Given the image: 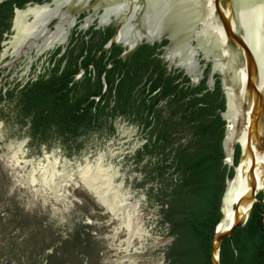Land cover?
Instances as JSON below:
<instances>
[{
  "label": "trees",
  "instance_id": "1",
  "mask_svg": "<svg viewBox=\"0 0 264 264\" xmlns=\"http://www.w3.org/2000/svg\"><path fill=\"white\" fill-rule=\"evenodd\" d=\"M79 60V55H71L65 69L59 71L63 58L57 59L48 78L28 83L18 91L14 104L16 119L21 129L27 128L25 135L31 144L39 147L58 142L77 154L92 135L102 134L103 130L112 134V120L126 112L129 102L136 106L135 121H143L144 128L150 126L151 120H145L144 115L149 114L161 96L150 97L146 87H137L138 72L120 73L117 79H113L114 74L105 73L108 89L104 92L103 65L74 81L81 68ZM91 60L89 57L83 65ZM12 97L13 92L8 91L7 98ZM193 105H197V115L187 120L193 125L188 145H181L174 153L164 152L162 161L154 162L161 145L160 135L154 142L149 137L143 151L137 153L139 162L147 155L151 157L150 176L138 186L159 181L154 200L160 205L162 223L168 226L171 238V244L164 249V264H211L213 232L221 218L220 201L227 178L233 176L232 168L223 161L225 121L220 113L225 109L224 102L208 93L195 99ZM152 132L153 129L151 135ZM164 138L169 144L181 140L170 134ZM238 157L236 147L235 164ZM257 199L259 202L253 206L245 225L222 241L220 264H264V195L258 194Z\"/></svg>",
  "mask_w": 264,
  "mask_h": 264
},
{
  "label": "flooded vegetation",
  "instance_id": "2",
  "mask_svg": "<svg viewBox=\"0 0 264 264\" xmlns=\"http://www.w3.org/2000/svg\"><path fill=\"white\" fill-rule=\"evenodd\" d=\"M146 4V0H0V56L9 59L8 64H0V108L16 104L17 93L26 84L48 78L57 59L63 58L61 71L71 55H79L81 68L74 81L81 79L88 70L96 72L103 65L104 92L108 89L105 73L110 72L114 74L113 79H117L120 73L138 72L140 83L137 87H146L150 97L161 96L149 114L144 115L145 120H151L148 128H144L143 121H135L136 106L129 102L126 112L112 120V134L108 130L97 133L99 137L127 139L129 136L131 140L135 139L137 149L128 140L119 146L118 150L122 152H133L132 163L127 162V158L131 159L130 152L125 154L126 166L150 167V155L140 162L137 157L149 137L154 142L161 135L158 156L152 159L154 162L156 159L161 162L164 152L174 153L181 145H188L193 136V125L187 120L197 115V105H193V101L210 93L212 97L218 96L226 107L222 75L214 70L212 51L199 49L198 27H193V14L185 20L173 13L165 19L160 32L149 34L141 25ZM28 9L45 11L46 18L34 32L32 42L16 59L10 46L16 35L15 19L18 12ZM32 19L33 15H29L27 21ZM195 21L197 23V19ZM57 32L61 33V38L55 40L53 37ZM113 38L112 45L105 48ZM135 41L139 44L126 55L129 45ZM89 57L92 60L83 65ZM154 86L156 88L151 92L150 88ZM8 91L13 92L11 99L7 98ZM114 103L112 99L111 105ZM128 127L135 128L133 135L124 132ZM167 134L181 140L169 144L164 138Z\"/></svg>",
  "mask_w": 264,
  "mask_h": 264
},
{
  "label": "rangeland",
  "instance_id": "3",
  "mask_svg": "<svg viewBox=\"0 0 264 264\" xmlns=\"http://www.w3.org/2000/svg\"><path fill=\"white\" fill-rule=\"evenodd\" d=\"M8 62L0 56L1 65ZM15 109L0 108V264H164L171 238L154 200L159 181L139 187L150 167L126 166L125 154L132 163L133 152L118 150L127 140L137 149L135 139L94 134L77 154L58 142L37 147ZM124 130L135 133L134 127ZM97 165L112 172L124 213L110 212L77 177L83 167ZM48 166L54 167L53 180L72 171L57 197L42 177Z\"/></svg>",
  "mask_w": 264,
  "mask_h": 264
},
{
  "label": "water",
  "instance_id": "4",
  "mask_svg": "<svg viewBox=\"0 0 264 264\" xmlns=\"http://www.w3.org/2000/svg\"><path fill=\"white\" fill-rule=\"evenodd\" d=\"M142 28L160 32L173 13L198 27L200 50L212 51L214 70L221 73L226 107L222 149L233 170L220 201L221 218L214 228L211 264H220V247L247 222L257 195H264V0H146ZM197 19V23L196 20ZM196 23V24H194ZM191 26V23L188 25ZM194 31V30H193ZM114 38L106 45L108 48ZM139 41L129 45L126 55ZM239 148L238 161L234 152ZM264 220V219H263Z\"/></svg>",
  "mask_w": 264,
  "mask_h": 264
},
{
  "label": "bare ground",
  "instance_id": "5",
  "mask_svg": "<svg viewBox=\"0 0 264 264\" xmlns=\"http://www.w3.org/2000/svg\"><path fill=\"white\" fill-rule=\"evenodd\" d=\"M29 15H33V19L30 22L27 21V18ZM45 18H46L45 11L43 12L40 10L28 9L23 12L17 13L16 19H15V26H14L16 30V35L12 38L10 42L12 52L17 57L16 59H18L19 56L21 55V51L25 47L29 46V44L32 42V40L35 37L33 35L34 32H36L37 29L41 26ZM54 34L56 35L53 37V39L56 40L57 37L61 38L59 36V34L61 33L57 32ZM53 168L52 166H48V169L47 170L45 169V171L42 172V175H43L42 177L46 175L44 179L45 183L47 184L46 186H49V189L51 190L52 194H54V196L57 197L58 189L61 186L62 182L66 180H70L72 178V171L70 170L65 171L61 175H58V177L56 178L57 180L55 178L53 180L52 179ZM83 168L85 169H81L77 177L80 179V181L83 182L82 185L83 184L85 185L86 190L96 195V197H98V199H100L103 202V204L107 207V209L110 212L118 213L121 211L123 212V210L125 212L124 206H122L123 204H121V200L119 199V195L115 194L117 192L114 193L115 188L114 186L111 185V179L113 176L111 174L112 172L110 173L109 171L108 173V171L105 170L103 166H100V165L91 167L90 169L87 168V166ZM124 219H125V216H124ZM124 222H127L126 219L124 220Z\"/></svg>",
  "mask_w": 264,
  "mask_h": 264
},
{
  "label": "snow or ice",
  "instance_id": "6",
  "mask_svg": "<svg viewBox=\"0 0 264 264\" xmlns=\"http://www.w3.org/2000/svg\"><path fill=\"white\" fill-rule=\"evenodd\" d=\"M261 14H262V16H264V6H262V8H261Z\"/></svg>",
  "mask_w": 264,
  "mask_h": 264
}]
</instances>
